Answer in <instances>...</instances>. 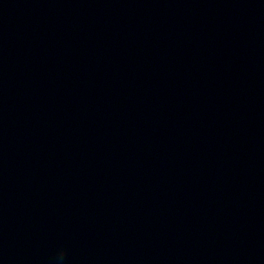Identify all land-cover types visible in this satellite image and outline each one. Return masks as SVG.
Segmentation results:
<instances>
[{"label": "clouds", "instance_id": "1", "mask_svg": "<svg viewBox=\"0 0 264 264\" xmlns=\"http://www.w3.org/2000/svg\"><path fill=\"white\" fill-rule=\"evenodd\" d=\"M67 249L65 246H60L55 254V264H64V260L66 257Z\"/></svg>", "mask_w": 264, "mask_h": 264}]
</instances>
